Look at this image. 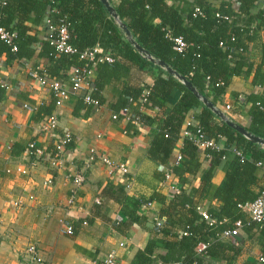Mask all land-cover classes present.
Here are the masks:
<instances>
[{
	"label": "trees",
	"instance_id": "obj_1",
	"mask_svg": "<svg viewBox=\"0 0 264 264\" xmlns=\"http://www.w3.org/2000/svg\"><path fill=\"white\" fill-rule=\"evenodd\" d=\"M107 1L144 51L184 77L199 95L217 108L220 109V98L232 79L251 76L250 82L256 91L241 95V99L235 95L231 101L232 112L247 107L244 128L253 136L264 139V42L257 46V63L251 59L258 33L264 31V9L253 10L260 0H118L116 4ZM195 8L199 14H194ZM45 19L52 26L65 27L67 44L75 49V54L56 55L49 42L39 41L29 33L31 28L27 24L37 25ZM0 28L14 34L10 45L0 40V57L11 55L17 60H27L35 54L46 60L45 73L52 79L61 78L71 68L83 67L84 61L79 59L83 51L95 45L105 50L113 60L95 65L92 77L87 81L89 98L101 105L105 87L119 91L112 111L119 113L127 107L138 116V126L127 123L124 133L137 135L139 130L148 131L150 141L145 157L156 166L168 165L189 111L195 112L194 123L186 126V130L194 134L195 125L218 144L216 150L200 151L188 138H182L178 150L181 160L169 167L179 191L169 193L168 198L152 193L148 200L124 199L126 221L115 229L135 224L149 234L146 246L135 253L131 264L155 261L158 264H202L206 257L233 264L240 254L239 247L232 242L236 237L224 241L214 236L231 228L235 221L241 223L240 231L246 235L256 233L261 254H264V221L253 222L238 207L251 203L264 184V147L247 141L227 127L176 79L138 55L99 0H0ZM173 38H181L185 43L181 52L174 49ZM11 45L15 47L14 52ZM146 67L155 71L150 86H130L123 81L130 72ZM144 90L146 102L140 110L137 100ZM172 90L178 98L166 110ZM2 92L0 87V98ZM53 107L54 100L51 99L48 105L36 110L35 120L50 115ZM80 108L89 111L93 106L78 97L76 110ZM146 112L154 114L149 116ZM66 148H71V144ZM203 159L208 165L197 187H188V176L198 172ZM216 170L223 176L220 183L212 187L211 179ZM257 170L261 171L260 176H256ZM153 177L163 180V173L154 171ZM207 198L215 200L219 206L216 210L207 208L206 212L217 221L225 220L223 224L208 226L197 214L196 207ZM149 200L160 206L157 218L163 219V223L158 228L153 221L148 226L146 217L139 212ZM71 226L74 233L75 225ZM181 231L186 235H180ZM199 244L205 247L197 252ZM157 249L163 250L164 254H157Z\"/></svg>",
	"mask_w": 264,
	"mask_h": 264
},
{
	"label": "crops",
	"instance_id": "obj_2",
	"mask_svg": "<svg viewBox=\"0 0 264 264\" xmlns=\"http://www.w3.org/2000/svg\"><path fill=\"white\" fill-rule=\"evenodd\" d=\"M112 1L114 4L118 2ZM258 9H264V0L255 4L253 10ZM27 25L31 28V35L39 41L45 40L43 21L37 25ZM260 42H264V31L258 33L251 52L254 63L258 61L257 46ZM45 65L46 60L37 58L35 54L27 60H17L11 55L0 57V87L3 90L0 98V264H30L24 250L31 244L37 248L43 264H93L110 251L114 252L115 264H131L135 253L146 246L149 234L135 224L125 229H115L126 221L124 199L132 197L148 200L152 193L168 198L169 183L154 178L153 172L164 174L169 171L181 147L182 138L176 141L168 165L156 166L145 157L150 141L148 131L144 129L139 130L137 135H128L124 133L125 123L110 119L119 91L105 87L101 105L89 111L83 108L76 110V98L81 97L82 92L74 94L70 91V70L56 79L68 91V98L51 111L57 126L54 130L43 131L45 117L35 120V112L39 107L48 105L51 97L47 88L29 78L28 72L36 66L44 68ZM154 74V70L146 67L141 71L130 72L123 81L130 86H150ZM250 81L251 76L232 79L220 98V110L232 122L243 127L247 123V107L232 112L231 101L235 95L256 91ZM177 98L178 94L172 90L165 109H169ZM225 105L229 106L228 110H224ZM146 113L149 116L154 114ZM194 113H187L182 129L186 124L194 123ZM65 131L72 137L71 148H65L52 162L55 156L53 145ZM30 143L40 149L42 154L28 155L26 148ZM90 148L105 154L114 163L123 164L127 173L108 174L98 162L87 166L86 157ZM207 165V160L203 159L198 172L192 177L188 176V187H197ZM17 169H24L25 174H20ZM73 172L82 173L84 183L77 193L75 207L68 208L69 176ZM260 174L261 171L257 170L256 176ZM222 176V172L216 170L211 186L216 187ZM47 180L51 183L44 186ZM149 202L148 207L139 209L140 214L146 217L148 226L158 219L160 207L152 200ZM200 206L216 210L219 204L207 198ZM61 220L75 225L71 236L60 233ZM82 221L85 225L81 224ZM161 223L163 219H160ZM232 242L240 249L233 264L253 262L261 254L256 233L246 235L240 231ZM120 243L124 244L123 247L118 246ZM156 253L162 255L164 251L157 249ZM202 264L226 262L206 257Z\"/></svg>",
	"mask_w": 264,
	"mask_h": 264
},
{
	"label": "built area",
	"instance_id": "obj_3",
	"mask_svg": "<svg viewBox=\"0 0 264 264\" xmlns=\"http://www.w3.org/2000/svg\"><path fill=\"white\" fill-rule=\"evenodd\" d=\"M200 11L198 8L194 9V14H199ZM43 25L45 28V40L49 42L50 45H52L55 49L56 55L58 54H66V55H72L75 54L76 51L74 48H72L70 45L67 44V38L68 34L63 25L59 26H52L51 23L45 19L43 21ZM14 38V34L5 31L3 28H0V40L5 42L6 44L10 45L11 40ZM174 43V49L177 52H181L185 48V43L181 40V38H173L172 39ZM219 46H221V43H219ZM11 51H15V47L11 45ZM79 59L84 61L83 67H74L70 69V72L68 74V85L71 92L74 94H80L82 92V100L85 103L92 104L93 107H97L98 105L96 102L92 101L89 98V91L88 88V80L92 77L93 69L96 64L99 63H111L112 57L105 52L101 47L98 45L93 46L92 48L83 51L79 54ZM29 78L37 81L40 86L47 88L49 91L51 99L54 100V108L58 107L62 101L66 100L68 98V91L67 88L64 87L58 80L49 78L46 73L45 69L39 66L34 67L28 72ZM146 96L147 92L144 90L142 91L139 99L140 103V110H142V104L146 102ZM237 99H241V95L237 96ZM130 102L131 99H128ZM27 110H32V108H27ZM229 106L225 105L224 110H228ZM110 119L112 121H121L125 124L130 123L134 127L138 126L139 119L138 116L132 113L127 107L123 108L119 113L112 112ZM42 130L48 131V130H54L57 126L56 118L53 114H50L45 117L44 124H42ZM190 124H186L185 127L180 132L181 138H188L193 145L200 151L204 149H217L218 144L214 141L212 138H208L202 131L197 127L195 128L194 134H190L186 130V126H189ZM72 142V137L70 133L67 131L60 134L58 139L55 141L53 145L55 156L52 157V162H55L57 160V157H59L65 150L66 146ZM26 152L28 155H37L42 154V151L34 146L33 143L28 144L26 148ZM235 155L238 153L236 151H233ZM181 160V157L179 154L175 156L174 164H177ZM100 163L104 168H106L108 174H112L114 172H118L119 174H126L127 169L123 164L120 163H114L111 159H109L105 154L100 153L96 151L94 148L88 149L87 157H86V164L87 166L93 164V163ZM20 174H25L24 169H17ZM70 186L68 189V196L66 199V206L68 208L75 207V201L77 198V193L82 187L84 183V177L82 173L73 172L69 176ZM163 183H169L168 184V191L170 193H177L179 191V185L177 184L176 178L173 176V174L169 171H166L163 174ZM50 181L47 180L43 183V185H50ZM98 203L97 201H95ZM150 205V202L147 201L144 204V207H148ZM238 207L246 213V215L255 223H261L264 221V184L260 191L258 192L257 197L251 202L246 205ZM196 212L200 216L201 220L204 221L208 226L213 225H221L225 222V220L217 221L215 218H212L209 216V214L206 212V209L202 208L200 205L196 207ZM154 225L156 228L160 227V219H154L153 220ZM60 224V233L62 235L71 236L73 234L72 226L70 223L61 220L59 222ZM82 225H85V222H81ZM241 223L239 221H235L231 228H226L221 230L219 233H216L214 238L217 240H229L237 237L240 233ZM180 235L185 236L186 233L181 231L179 232ZM123 243H120L118 246L123 247ZM205 246L203 244H199L196 247V251L200 252L203 250ZM25 255L28 258V261L30 264H43V260L39 255V252L35 245L31 244L28 245L24 250ZM255 262L257 264L264 263V254H259L255 258ZM93 264H115V255L113 251L108 252L106 255H104L102 258H99L98 260L94 261Z\"/></svg>",
	"mask_w": 264,
	"mask_h": 264
},
{
	"label": "water",
	"instance_id": "obj_4",
	"mask_svg": "<svg viewBox=\"0 0 264 264\" xmlns=\"http://www.w3.org/2000/svg\"><path fill=\"white\" fill-rule=\"evenodd\" d=\"M99 1L101 5L104 7L108 16L114 21V23L117 25L124 38L132 46V48L138 55H140L146 61L162 69L167 75L176 79V81H178L180 84L184 86L185 89H187L190 93H192L193 96L197 98L205 108L210 110L219 119V121L224 123L227 127L234 130L237 134L245 138L247 141L264 147V139H260L258 137L253 136L243 126L232 122L219 108L214 106L209 100L199 95L197 91L194 89V87L188 81H186L184 77L178 75L175 71L169 68L162 61L152 58L146 51H144L142 47H140V45H138L132 39L127 27L120 22L114 8L109 4V2L107 0H99Z\"/></svg>",
	"mask_w": 264,
	"mask_h": 264
}]
</instances>
